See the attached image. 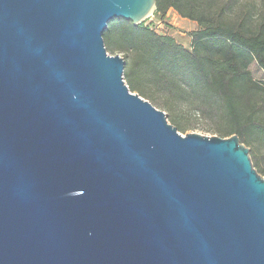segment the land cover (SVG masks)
<instances>
[{"label": "water", "instance_id": "95a60500", "mask_svg": "<svg viewBox=\"0 0 264 264\" xmlns=\"http://www.w3.org/2000/svg\"><path fill=\"white\" fill-rule=\"evenodd\" d=\"M156 0H0V264H264V176L130 90L109 22Z\"/></svg>", "mask_w": 264, "mask_h": 264}, {"label": "trees", "instance_id": "16d2710c", "mask_svg": "<svg viewBox=\"0 0 264 264\" xmlns=\"http://www.w3.org/2000/svg\"><path fill=\"white\" fill-rule=\"evenodd\" d=\"M170 10L197 22L191 49L160 33L153 23L124 18L109 22L105 46L122 54L130 90L147 99L152 98L147 89L163 92L169 108L181 101L217 117L221 137L236 133L240 140H264L259 114L264 83L254 79L250 68L257 63L264 72V13L256 20L243 0H156L158 20Z\"/></svg>", "mask_w": 264, "mask_h": 264}, {"label": "rangeland", "instance_id": "374dc122", "mask_svg": "<svg viewBox=\"0 0 264 264\" xmlns=\"http://www.w3.org/2000/svg\"><path fill=\"white\" fill-rule=\"evenodd\" d=\"M243 2L245 5L251 7L256 20L264 13V0H243ZM145 21L149 22L150 20L146 19ZM161 22L162 24L158 25L160 33L173 36L179 44L191 49V33L199 27L197 22L181 17L175 10H170L165 19ZM108 53L111 55L121 54L120 52L110 51ZM250 68L254 79L264 83V72L258 64L254 63ZM124 80L130 88L131 84L125 72ZM132 92L139 94L137 91ZM146 92L151 95L152 98L147 99L144 96L142 97L151 102L156 108L167 113L166 115L169 123L175 126L182 125L186 127L185 130L179 131L182 135H186L187 133H199L206 136H221L219 133L220 123L217 117L210 118L204 115L200 109H195L181 101L174 102L173 105L171 104V108H169L165 93L149 89H147ZM261 104L262 109L259 114L264 120V103ZM227 137L230 136L224 138ZM241 142L249 148V154L254 168L259 174L264 176V173L260 171V168L264 169V140L262 138L254 139L253 136H243Z\"/></svg>", "mask_w": 264, "mask_h": 264}, {"label": "built area", "instance_id": "2783aa9c", "mask_svg": "<svg viewBox=\"0 0 264 264\" xmlns=\"http://www.w3.org/2000/svg\"><path fill=\"white\" fill-rule=\"evenodd\" d=\"M156 18V19H155ZM147 19H149L150 21L148 23H153L156 27V30H158V25L162 24V22L160 20H157L156 14L153 12L152 14H150ZM159 31V30H158ZM122 56V54H120Z\"/></svg>", "mask_w": 264, "mask_h": 264}]
</instances>
